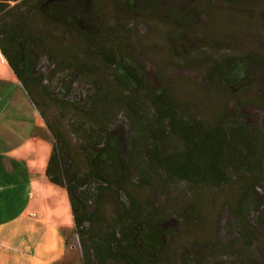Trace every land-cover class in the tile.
I'll list each match as a JSON object with an SVG mask.
<instances>
[{"label":"rangeland","instance_id":"374dc122","mask_svg":"<svg viewBox=\"0 0 264 264\" xmlns=\"http://www.w3.org/2000/svg\"><path fill=\"white\" fill-rule=\"evenodd\" d=\"M67 1L55 0L53 6L67 14ZM81 2L85 14L82 18L90 26L89 41L73 28L67 32L63 26L40 18L30 23V28L43 36L38 50L31 47L35 73L48 93L41 97L42 120L46 130L49 125L60 134L64 146L60 154L67 164L73 161L80 165L84 159L83 132L76 124L84 121L89 127L93 125L85 121L83 113L90 114L99 105V92L116 88L113 69L99 58L101 48L120 53L143 81L140 94L133 96L137 99L134 110L114 109L108 123L114 138L122 135L127 151H135V158L141 161L136 164L133 157H128L124 165L128 170L124 173L126 180L122 190L118 189L121 192L111 185L99 198L95 187L85 189L87 212L97 213L100 220L94 221L96 226L114 220L118 209L129 207L131 202V213L146 216L151 224L165 221L158 231L149 230L155 233L151 240L159 248L162 264H264V161L252 175L244 171L230 173V185L220 189L191 187L147 169L143 143L138 141L140 130L135 125V113L146 104V95L164 90L194 118L231 125L245 118V123L259 127L264 135V0ZM219 60L226 62L220 75L211 67ZM73 70L79 74L70 76ZM9 73L0 54V149L6 154L19 149L26 138L25 129L30 131L38 122L30 101L25 102L24 89L8 79ZM229 81L238 85L231 86ZM52 98L61 103L51 102ZM46 132L53 147L55 141L49 130ZM172 143L177 144L176 140ZM5 162L7 157L2 155L0 172H5ZM120 170L114 174H123ZM17 178L18 174H0V188H4L0 190V200L4 201H0V215L5 222L7 216L15 214L6 200H17L21 207L25 203L26 179L23 177L21 186H17ZM242 187L244 193H240ZM245 194L248 196L241 199ZM50 204L51 211L46 199L50 215L45 223L27 222L20 227L19 234L29 240L19 241V246L26 244L30 254L35 250L37 262L44 258L49 261L54 253H60L61 246L59 251L55 249L64 240L62 263H79L80 244L69 203L66 208L54 200ZM14 248L20 250L17 243Z\"/></svg>","mask_w":264,"mask_h":264},{"label":"trees","instance_id":"16d2710c","mask_svg":"<svg viewBox=\"0 0 264 264\" xmlns=\"http://www.w3.org/2000/svg\"><path fill=\"white\" fill-rule=\"evenodd\" d=\"M54 1L0 0V54L42 119L41 97L48 93L46 88L41 87L35 73L31 47L38 50L43 45V36L30 28L31 21L40 18L63 26L67 32L73 28L81 31L85 40L90 39V26L82 18L85 14L81 0L67 1L65 6L70 10L67 14L54 7ZM107 49L101 48L99 58L113 69L116 88L99 92V105L93 107L90 114L82 112L85 121L92 122L93 127L84 121L76 124L79 132H83L84 159L80 165L73 161L67 164L63 154H60L64 147L60 134L47 125L55 144L45 175L50 183L64 188L67 193L81 251V261L72 264H162L158 256L159 248L151 240L155 233L149 230L158 231V226L164 227L165 221L157 220L151 224L146 216L131 213V202L129 207L119 208L114 220L104 226H96L94 221L99 220L97 213L87 212L86 202L89 199L85 196V189L95 187L99 198L111 185L116 190H122L126 180L124 173L128 171L125 169L128 157H133L136 164L141 161L135 158L138 155L135 151H127V141L122 135L114 138V131L108 127V123L114 109L134 110L136 95L143 87L142 75L120 53L114 54L112 49ZM225 65V60L216 61L211 66L212 71L220 75ZM75 74L79 72L73 70L70 76ZM228 84L238 85L230 81ZM119 88L122 92H118ZM125 92L128 96H124ZM146 97V104L138 107L135 113V125L140 130L138 141L143 143L149 171L156 170L191 187L213 189L230 185V173L237 175L244 171L252 175L258 171L259 164L264 161V135L259 127L245 123V118L233 125L194 118L184 112L164 90ZM51 102L59 105L61 100L52 98ZM99 107L104 110L100 112ZM173 140L177 144H173ZM94 149L98 150L96 154ZM119 168L123 174H114ZM243 189L240 193H244ZM246 196L243 195L241 199Z\"/></svg>","mask_w":264,"mask_h":264},{"label":"crops","instance_id":"0c3cea01","mask_svg":"<svg viewBox=\"0 0 264 264\" xmlns=\"http://www.w3.org/2000/svg\"><path fill=\"white\" fill-rule=\"evenodd\" d=\"M9 72L8 79L12 82L15 81L17 86H21L10 69ZM24 99H26V103L27 99L30 101L33 113L35 114L34 117L37 115L38 122L35 121L36 123L30 127V131L25 129L26 138L23 145L19 149L12 150L8 154L3 151L4 149H0V159L2 158V155L3 157H7V162L3 164L5 165V167L3 166V170H5V172H0V174H18L16 182L17 186H21V179L23 177L26 179V183L24 185L25 203L23 206L21 207L17 200H6V203L10 205L9 209L12 210V212H15V214L12 217L7 216L8 221L6 222L4 221L2 215H0V264H25L26 262H28L27 264H31L32 262L33 264H60L65 259L64 240L55 249V251H59L61 246L60 253H54L55 257L49 261L44 258L37 262L38 258L35 256V250L31 251L30 254L27 251L30 247H26L27 249L24 247L26 244H24L23 247L19 246V241L25 242L27 240L26 242L28 243L29 240L26 235L19 234L21 226L23 227L27 224V222L36 223L39 221L45 223L47 216L50 215V203H53V200L57 201L59 206L63 205L65 208L68 207L69 203L66 191L63 188L50 183L45 175L46 167L52 152V143L48 138L49 135L46 132L47 130L45 129V125L39 112L32 104L27 94ZM14 186L15 185H13L12 188H14ZM3 189L4 188H0V190ZM17 193L18 192L15 194ZM46 199H48L50 207V211L48 212L45 207ZM0 201L4 203L3 200ZM55 206H57V204H55ZM0 210H2V206ZM60 227L61 226H59L58 229L59 231L62 229ZM16 243L18 244V248H20V250L14 248V244ZM23 249L25 251H23ZM55 259L56 261L53 262Z\"/></svg>","mask_w":264,"mask_h":264}]
</instances>
